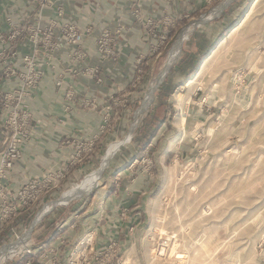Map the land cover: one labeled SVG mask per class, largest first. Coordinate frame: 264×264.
<instances>
[{
  "label": "rangeland",
  "instance_id": "obj_1",
  "mask_svg": "<svg viewBox=\"0 0 264 264\" xmlns=\"http://www.w3.org/2000/svg\"><path fill=\"white\" fill-rule=\"evenodd\" d=\"M252 1L207 0L206 7L192 13L187 22L174 25L180 31L161 27L160 34L167 38L159 47L154 46L157 41L145 39L147 49L137 58L141 70L134 88L140 87L137 98L134 95L128 100L124 127L119 134L117 128L111 130L90 170L99 166L108 143L126 135L130 139L88 190L66 204L53 206L81 205L102 188H130L139 182L146 194L135 246L118 245V257L129 256L132 247V261L149 264L150 249L166 241L165 235L157 234L163 228L179 241L170 264H264V0L226 39ZM191 24L186 39L179 41V54L166 67L180 32ZM223 39L226 43L219 46ZM214 50L209 72L187 86ZM122 99L113 104L124 103ZM114 122H109L110 127ZM87 173L59 187L54 198L47 192L35 212L60 199ZM34 214L0 248L22 237ZM28 243L2 264L20 257ZM171 243L167 241V251Z\"/></svg>",
  "mask_w": 264,
  "mask_h": 264
},
{
  "label": "crops",
  "instance_id": "obj_2",
  "mask_svg": "<svg viewBox=\"0 0 264 264\" xmlns=\"http://www.w3.org/2000/svg\"><path fill=\"white\" fill-rule=\"evenodd\" d=\"M139 2L140 10L145 15L154 19L169 18L177 26L180 25L179 21L187 22L186 18L204 9L207 4V0ZM59 9L62 10L61 15L57 14ZM132 10L129 0H47L41 10L33 0H0V30H8L9 18L12 23L24 27L37 23L46 26L51 20H68L80 29L93 28L80 46L87 53L86 59L72 58L68 46L58 49L40 46L38 60L43 74L27 101L32 112L33 132L21 148L20 159L9 172L6 184L12 192L27 179L40 177L48 169L56 167L69 168L60 187L70 185L90 171L116 128V133H120L127 116L126 104L134 95L137 98V89L140 88L134 89L130 85L138 68L137 58L148 46L141 25L131 15ZM174 25V32L181 30ZM119 27L121 30L116 34L117 56L100 59L96 51V37L105 29L115 31ZM189 28L190 25L180 33ZM15 47L22 54L28 53L30 43L27 40L19 41ZM87 66L96 67V75H85L83 69ZM69 67L71 71L66 70ZM22 68L23 65L19 63V70ZM59 79L63 84L57 86L56 80ZM17 84L16 78L0 82V92L10 90ZM69 87L74 90L75 96L69 103L70 109L65 110L67 103L64 94ZM119 98H123L121 101L124 103L113 104V99ZM85 100L91 101V105L82 106ZM106 106H110V116L117 127L114 125L101 133ZM1 122L0 116V125ZM3 138L0 132V153ZM90 138H95L92 153L68 166L74 152V140ZM55 193L57 190L51 191L49 197L54 198ZM145 194L146 188L140 187L138 182L130 188H102L81 205L55 207L50 213H46L50 208L45 209L43 214L46 215L41 223L34 229L29 227L31 231L33 229L29 235L32 254L21 255L7 264H23L26 260H30L31 264H66L70 259L74 264H135L131 258L132 247L136 242L135 234L140 223L138 218L143 212ZM33 213L21 209L6 220L0 219V245L7 241L13 231L25 227ZM113 242L118 245L131 243V253L126 263H122L125 261L124 254L117 256V263L110 258L109 246Z\"/></svg>",
  "mask_w": 264,
  "mask_h": 264
},
{
  "label": "built area",
  "instance_id": "obj_3",
  "mask_svg": "<svg viewBox=\"0 0 264 264\" xmlns=\"http://www.w3.org/2000/svg\"><path fill=\"white\" fill-rule=\"evenodd\" d=\"M33 1L38 3L40 10L47 4V0ZM129 1L133 7L131 15L135 21L141 25L145 39L148 41H157L154 46L159 47L167 38L160 34L161 27L173 26V21L169 18L154 19L151 16H147L141 12L139 0ZM57 14L61 15L62 10L59 9ZM7 21L9 25L8 30H0V82H7L16 78L18 84L10 90L0 92V116L2 117L0 132L4 137L3 147L0 153V219L6 220L21 209L30 210L35 213L30 224V227H33L40 224L47 213L43 214L39 220L34 223L38 212L44 204L35 212L36 206L40 200L45 197L47 192L59 189L69 169L67 167L48 169L40 177L30 178L24 181L15 192H12L6 184L10 170L21 157L22 146L29 141L33 132L31 126L32 112L27 101L29 97H31L32 91L39 85L43 74L39 67L38 60V54L41 51L40 46L42 45L43 48L49 47L51 49L68 46L71 48L70 56L72 58L86 59L87 53L81 49L80 46L85 36L90 34L93 28L89 26L80 29L77 25L68 20H51L46 26L37 23L28 27H24L22 24H14L11 22L10 18L7 19ZM120 30V27L115 31L105 29L96 37V51L100 59H111L117 56L116 34L119 33ZM24 31H26L25 34H23ZM25 40L30 43V49L28 53L22 54L17 51L15 46L19 41L23 42ZM19 63L23 65L22 70H19ZM66 70L71 71L70 67L66 68ZM97 71V68L94 66H87L83 69V73L88 76L96 75ZM140 72L141 70L137 68L135 71L136 75L130 83L132 88L136 87L138 81H140ZM62 84V79L56 80L57 86ZM74 96V90L69 87L64 94L67 103L65 105V110L70 109L69 103L73 101ZM91 103V101L85 100L81 104L84 107H88ZM113 103H116L115 99H113ZM104 113L103 125H101L100 128L101 133L110 127V106L105 107ZM73 145L74 152L70 157L68 166L72 165L77 159H80L84 155L92 153L95 145V138H90L88 140L76 139ZM16 237L19 238L17 235ZM29 245L28 243V247H26L22 255L32 254ZM109 248L110 258L113 262L117 263L118 258L115 253L118 244L113 242ZM23 264H31V261L26 260ZM67 264H74V262L70 259Z\"/></svg>",
  "mask_w": 264,
  "mask_h": 264
},
{
  "label": "bare ground",
  "instance_id": "obj_4",
  "mask_svg": "<svg viewBox=\"0 0 264 264\" xmlns=\"http://www.w3.org/2000/svg\"><path fill=\"white\" fill-rule=\"evenodd\" d=\"M261 1L262 0H253L252 1V4L248 8V10H247L245 16L243 17V19L240 22H238V25H236V27H234V29L231 30V32L226 36V39L230 38L242 26V24L246 20H249L255 14L256 9L259 6V3ZM192 26L193 25H190L189 30L186 29L183 32L180 40L185 38L190 33V29L192 28ZM226 39H223L219 46L224 45L226 43ZM179 51H180V43L178 42L175 45H173V47H172V49H171V51L169 53V56L167 58V62L165 64L166 67H168L176 59L177 55L179 54ZM215 54H216V50H214L211 53V55H209L208 57L204 58V60L200 64L199 69L196 72V74L188 80V82L186 84L187 86H189V84L192 83L194 81V79H196L197 77L204 76L205 74H207L209 72V69H210V66H211V63H212V59L211 58ZM156 81H157V79H155L150 84L149 90H148V92L146 94L144 105L148 104L149 99L151 97V93L154 90ZM129 139H130V136L126 135V137L123 140H114V141L108 143V145L105 148L104 154L101 157V161H100L99 166L96 167L95 169L90 170L81 179V181L78 184H76L68 192L63 194L60 199H58L57 201H52L49 205L45 206L43 210H40L38 212L37 216H36V219H38L39 217L42 216V214L44 213L45 209H47V208L52 209V207L54 205H58V203L65 204V203H67V201L77 197L78 195H81L83 192L88 190L92 186V184L100 177L102 171L106 167V165H107L108 161L111 159V157ZM30 231H31V228L27 229L25 231V233L23 234V236L20 237L17 241H15V242H13L11 244H7V245L3 246L2 248H0V264H2L6 258H9V257L13 256L16 252L18 253V250H20L21 247L25 246L28 243L29 232ZM157 234L160 235V236L161 235H165V240L166 241L163 242L164 244L160 243L161 245H159L158 248L150 249V251L148 252V255L150 256L149 264L158 263V261H160V260L161 261L165 260V262H164L165 264L173 263V261H172L173 259L172 258L176 255L177 245L179 244L178 243L179 241L176 239V236L174 235V233L167 232L163 228H158L157 229ZM169 240L172 243H171L170 250L167 251L166 248H165V245L167 244V241H169ZM130 252H131V250H129V252H128L129 256H130ZM129 256L125 257V263L129 259ZM164 257H165V259H164Z\"/></svg>",
  "mask_w": 264,
  "mask_h": 264
},
{
  "label": "water",
  "instance_id": "obj_5",
  "mask_svg": "<svg viewBox=\"0 0 264 264\" xmlns=\"http://www.w3.org/2000/svg\"><path fill=\"white\" fill-rule=\"evenodd\" d=\"M58 204H61V203H58Z\"/></svg>",
  "mask_w": 264,
  "mask_h": 264
}]
</instances>
